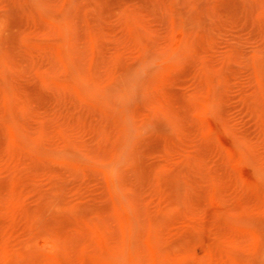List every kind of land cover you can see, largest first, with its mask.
<instances>
[{"label": "rangeland", "instance_id": "1", "mask_svg": "<svg viewBox=\"0 0 264 264\" xmlns=\"http://www.w3.org/2000/svg\"><path fill=\"white\" fill-rule=\"evenodd\" d=\"M0 264H264V0H0Z\"/></svg>", "mask_w": 264, "mask_h": 264}]
</instances>
